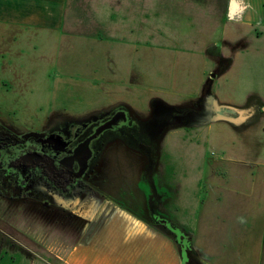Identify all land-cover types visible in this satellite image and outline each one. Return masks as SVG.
<instances>
[{"label": "rangeland", "instance_id": "obj_1", "mask_svg": "<svg viewBox=\"0 0 264 264\" xmlns=\"http://www.w3.org/2000/svg\"><path fill=\"white\" fill-rule=\"evenodd\" d=\"M119 5L127 7L122 18ZM106 7L111 8V19ZM223 9L224 0H66L60 37L32 32L15 39L0 27V126L7 133L23 140L63 130L70 122L108 116L120 107L140 131L134 144L112 135L106 138L70 209L73 213L61 205L49 207L31 186L16 192L3 184L0 219L5 223L0 221V233H6L13 248L10 242L3 251L1 246L0 264L101 260L103 230L116 213L117 227L156 228L160 240L176 245L183 264L176 234L151 218L155 203L163 218L192 243L191 258L202 264L187 228L214 229L215 208L208 207L211 202L204 207L202 201L219 193V183L228 232L237 231L241 216L248 217L241 215L244 211L252 220L248 229L263 228V154L255 160L259 171H254L255 155L237 156V163L219 164L230 171L228 182L219 181L216 172L212 176L220 157L215 124L221 108L215 107V80L235 65L232 56L237 54L236 44L225 43L223 28L215 26ZM254 44L262 47L260 41ZM252 64L256 78L264 68L261 52L254 54ZM236 68L244 74L233 85L243 93L246 64ZM165 118L170 121L160 126ZM232 118L231 113L224 117L226 127L237 130L239 124ZM249 140L241 135L245 145L238 139L235 150L248 147ZM251 150L261 152L260 147ZM206 218L211 220L204 225ZM251 231L244 236L250 252L257 242ZM89 246L90 251H81Z\"/></svg>", "mask_w": 264, "mask_h": 264}, {"label": "crops", "instance_id": "obj_2", "mask_svg": "<svg viewBox=\"0 0 264 264\" xmlns=\"http://www.w3.org/2000/svg\"><path fill=\"white\" fill-rule=\"evenodd\" d=\"M105 11H107L108 19H111V8L107 10L106 7ZM119 12L120 18L126 16L127 7L119 5ZM65 13L66 0H0V27L5 28V32L15 39V36L26 38L32 32H36L37 36L45 34L50 37H60L66 19ZM219 13L220 17L217 18L219 21L215 19V26L223 28L222 33L226 36V39H223L225 43L230 42L232 47L237 46V54L232 56L236 58L235 65L226 69L225 72H221V76L215 80L214 90L215 107L221 108L220 113L223 115H219L220 120H216L215 124V139L220 147L218 148L220 157L219 161H214L212 176L214 177L216 172V177H219V181L224 183L228 182L230 171L224 165L219 164L237 163L238 159H235L237 156L250 158L248 156L255 155L256 157H253L254 161H252L255 166L254 171H259L260 166L255 164V160H258L262 154L264 156V68L261 71L258 70L255 78V69L252 66L254 54L261 52L264 60V0H224V9ZM207 14L210 16L212 12L209 10ZM202 16L205 17V24V11ZM202 16L200 14L199 19ZM210 18L212 19L213 16ZM150 26H153L151 21ZM132 36L135 37V35ZM218 39L216 38V40ZM258 41L262 42V47L254 44ZM16 42L18 41L16 40ZM152 42L158 43V38L152 39ZM202 48L206 53V45H203ZM240 64H246L247 90L243 93L240 92L239 85L237 87L233 85V82L242 81L238 75L242 76L244 69L236 68ZM224 110L226 113H223ZM228 113L234 116L233 122L239 124L237 130H234L233 127H226L224 117H227ZM241 135L250 136L247 143L250 145L235 150V143L238 142V139L242 146L245 145L240 141ZM252 147H260L261 152L254 154L251 150ZM253 169L254 167L252 171ZM216 189L219 191L217 195L209 198L210 200L202 201L204 207L205 203L211 202L208 207L215 208L214 231L206 228L204 232L203 227L199 228L200 231L194 230L195 228H187L194 236L193 249L198 255V259L202 264H264V226L257 232L248 229L252 220L249 218L248 211H244L241 212V215L248 217L241 216L243 218L241 225L239 224L240 218L238 219V223L234 227L237 229V231L234 230L235 234L228 232L230 225L226 222L227 216L224 214L226 212L220 210L224 199L220 183ZM117 215L119 214L112 215L105 227L103 226L102 259L87 258L83 259L81 264H182L176 245L160 240L156 228L144 227L143 229L142 226H139L136 231L129 230L132 228L117 227L115 225ZM206 216H211V213H205ZM208 218L205 219L204 225L210 222L211 219L208 220ZM249 231L252 233V240H254V233L257 234H255L256 245L255 241L247 240L255 245L251 252L246 249L245 240L247 238L244 239ZM90 246L86 250L76 249V251H90Z\"/></svg>", "mask_w": 264, "mask_h": 264}, {"label": "flooded vegetation", "instance_id": "obj_3", "mask_svg": "<svg viewBox=\"0 0 264 264\" xmlns=\"http://www.w3.org/2000/svg\"><path fill=\"white\" fill-rule=\"evenodd\" d=\"M165 120L159 125H165L170 118ZM76 123L70 122L63 130L46 132L38 136L31 135L23 140L7 133L0 126L4 133L3 139H0V197L6 191V188L3 190L1 187L3 184L16 192L31 186L36 192L42 193L39 194L41 201H49V205L47 204L49 207L50 203L58 207L61 205L65 212L73 213L70 209L77 201L84 178L89 175L92 165L99 160L106 138L112 135L134 144L140 134L139 126L123 107L113 110L108 116ZM14 139L21 143L17 153H14L16 147ZM145 167L147 168L146 165ZM150 197L151 195H148L149 211ZM152 210L151 218L173 234H178L170 220L163 218L164 215L158 210L157 203ZM154 212L157 215L153 214ZM0 221L4 222L1 219ZM5 234L2 231L0 233L2 251L9 242L13 248V243L4 238Z\"/></svg>", "mask_w": 264, "mask_h": 264}, {"label": "trees", "instance_id": "obj_4", "mask_svg": "<svg viewBox=\"0 0 264 264\" xmlns=\"http://www.w3.org/2000/svg\"><path fill=\"white\" fill-rule=\"evenodd\" d=\"M3 136H4V133L0 129V139H3ZM14 140H15V146H16L14 153H17L18 149L21 146V143L17 139H14ZM183 236L184 235L180 231H178V234L176 233V243L180 246L183 264H193V263L194 264H200L195 259L193 260L191 258V256L189 255V250L192 249V243L189 240H187V239H183ZM187 253H188L189 257H187Z\"/></svg>", "mask_w": 264, "mask_h": 264}, {"label": "water", "instance_id": "obj_5", "mask_svg": "<svg viewBox=\"0 0 264 264\" xmlns=\"http://www.w3.org/2000/svg\"><path fill=\"white\" fill-rule=\"evenodd\" d=\"M223 113H226V110H224V112ZM217 115H223L222 113H218Z\"/></svg>", "mask_w": 264, "mask_h": 264}]
</instances>
